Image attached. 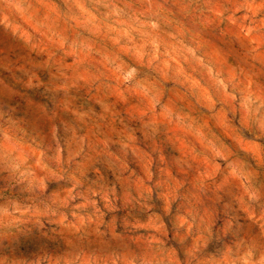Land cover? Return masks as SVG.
<instances>
[{
  "label": "clouds",
  "instance_id": "1",
  "mask_svg": "<svg viewBox=\"0 0 264 264\" xmlns=\"http://www.w3.org/2000/svg\"><path fill=\"white\" fill-rule=\"evenodd\" d=\"M0 264H264V0H0Z\"/></svg>",
  "mask_w": 264,
  "mask_h": 264
},
{
  "label": "rangeland",
  "instance_id": "2",
  "mask_svg": "<svg viewBox=\"0 0 264 264\" xmlns=\"http://www.w3.org/2000/svg\"><path fill=\"white\" fill-rule=\"evenodd\" d=\"M221 27H224L223 25H221Z\"/></svg>",
  "mask_w": 264,
  "mask_h": 264
}]
</instances>
